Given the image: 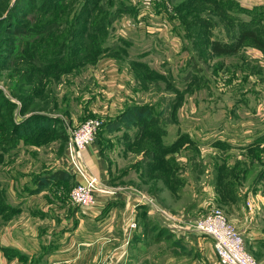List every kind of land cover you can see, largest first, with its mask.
I'll return each instance as SVG.
<instances>
[{"label":"rangeland","instance_id":"rangeland-1","mask_svg":"<svg viewBox=\"0 0 264 264\" xmlns=\"http://www.w3.org/2000/svg\"><path fill=\"white\" fill-rule=\"evenodd\" d=\"M17 1L0 0V228L22 215L12 191H61L72 202L69 130L91 118L102 122L95 141L109 186L133 201L145 193L187 222L255 191L264 148L220 140H237V123L264 119V47L247 37L238 51L221 54L213 44L232 48L245 31L264 43V5L31 0L25 12ZM112 65L130 77L117 95L107 82L117 73ZM114 97L123 98L120 109L97 112ZM160 220L137 215L131 240L144 242L143 256L172 246L154 250L171 236Z\"/></svg>","mask_w":264,"mask_h":264},{"label":"crops","instance_id":"crops-1","mask_svg":"<svg viewBox=\"0 0 264 264\" xmlns=\"http://www.w3.org/2000/svg\"><path fill=\"white\" fill-rule=\"evenodd\" d=\"M237 1L248 8L264 5V0ZM160 24L161 34L170 35L167 24ZM172 40L177 49L178 38L172 37ZM111 68L117 73L107 82L114 89L111 94L117 95L124 91V82L130 77L123 71L120 75L116 66L112 65ZM114 100L109 107H98L97 112H116L123 98L114 97ZM194 125H191L193 129ZM235 127L233 132L237 134V140L225 136V140L220 141L239 148L248 146L249 142V148H264V119H248L241 125L235 124ZM256 131H259L257 135ZM84 158L89 170L99 175L102 182L109 186L108 166L101 158L98 141L88 147ZM257 162L260 163L259 158ZM261 166L256 173L259 180L254 185L255 191H242L247 192L246 198L223 205L226 216L247 237L246 245L250 254L260 259L257 260L260 264H264V160ZM209 186L214 188L211 184ZM114 189L111 194L97 193L99 204L89 211L71 205L66 193L61 191H12L17 197L13 203L16 204L15 208L19 206L23 210L18 209L22 215L5 228H0V264H100L103 261L111 264L116 260H126L129 264H133L132 261L136 264H221L214 250L213 239L196 232L159 238L161 240L155 244L154 250L164 242L172 246L167 248V252L158 249L160 251L157 250L155 256L151 252L143 256L144 242L135 236L127 246L124 226L132 217L137 219L138 209L137 206L135 209L131 195Z\"/></svg>","mask_w":264,"mask_h":264},{"label":"built area","instance_id":"built-area-1","mask_svg":"<svg viewBox=\"0 0 264 264\" xmlns=\"http://www.w3.org/2000/svg\"><path fill=\"white\" fill-rule=\"evenodd\" d=\"M154 0H146L145 5L150 6ZM101 120L91 118L77 127H71L68 141V157L70 160L71 174L74 175L75 185L71 190V200L74 205L89 211L98 206L97 193L105 195L114 193V188L102 182L99 175L92 173L84 158V153L95 141L101 127ZM120 190L119 188L116 189ZM136 197V198H135ZM136 206L142 204L147 207L150 215H160L164 227L176 234L196 232L213 239L214 250L221 264H260L246 248L244 236L237 226L231 222L223 210L214 208L197 220H183L180 215L169 211L159 205L155 198L145 193H137ZM138 228V221L132 217L124 226L126 235L125 243L129 244L134 231ZM100 264H107L103 261ZM111 264H129L126 260H116Z\"/></svg>","mask_w":264,"mask_h":264},{"label":"trees","instance_id":"trees-1","mask_svg":"<svg viewBox=\"0 0 264 264\" xmlns=\"http://www.w3.org/2000/svg\"><path fill=\"white\" fill-rule=\"evenodd\" d=\"M34 4V2L32 1L31 2V0H21V1H17V5L18 6H21L22 7V9L26 12H28V11H30L31 10V8H32V6H33V4ZM129 10H131V8L130 7H128V8H125V9H121V12H123V13H125V12H128ZM247 37H251L252 39H254L255 41H257L259 44H261L263 47H264V43H262L261 41H260V39H258V37H257V35L253 32V31H245V32H243L242 34H241V36L237 39L238 40V43H235V45L231 48V47H229L228 45H222V44H220L219 42H215L214 44H213V49H214V52L215 53H221V54H223V53H228V52H236V51H238L239 49H240V47L243 45V42H244V39L245 38H247ZM0 94H1V92H0ZM2 103L4 104V105H10V104H13L11 101H9L8 99H7V97H4V99H2ZM137 111H140V112H143V113H146V112H148L147 110V108L145 107V106H139V107H136L135 108ZM131 113H130V116H132V115H134L133 113H132V111H130ZM24 127H26V126H24ZM24 127H21V129H19L20 127L18 126V128H17V130L19 131V132H22L23 130H24ZM59 172V173H58ZM57 173H55L54 175H57V174H63L62 173V171H58ZM53 175V176H54ZM51 177H48L47 179L49 180ZM54 178V177H53ZM56 178H59V177H56ZM137 209H138V214H139V212L141 211V210H144L145 212L147 211V207L145 206V205H142V204H140V205H138L137 206ZM137 214V215H138ZM162 228L168 233V234H170L171 236H174V233L173 232H171L169 229H167L166 227H164L163 225H162ZM161 234V233H160ZM165 236V235H164Z\"/></svg>","mask_w":264,"mask_h":264}]
</instances>
